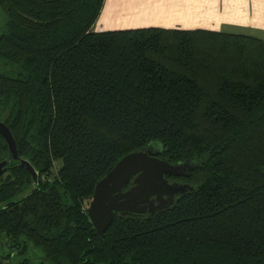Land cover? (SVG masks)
<instances>
[{
  "label": "trees",
  "instance_id": "1",
  "mask_svg": "<svg viewBox=\"0 0 264 264\" xmlns=\"http://www.w3.org/2000/svg\"><path fill=\"white\" fill-rule=\"evenodd\" d=\"M103 2L0 0V121L38 171L0 135V264H264V40L94 31ZM136 150L191 189L100 235L84 202Z\"/></svg>",
  "mask_w": 264,
  "mask_h": 264
},
{
  "label": "water",
  "instance_id": "2",
  "mask_svg": "<svg viewBox=\"0 0 264 264\" xmlns=\"http://www.w3.org/2000/svg\"><path fill=\"white\" fill-rule=\"evenodd\" d=\"M0 135L11 157L37 183L38 171L29 160L17 154L14 137L3 121H0ZM4 164L5 161L0 162V175ZM182 169L183 165L169 163L150 150H136L123 155L97 181L89 199L86 213L94 229L103 235L111 225L114 213L122 216L154 213L172 205L176 196L184 194L191 187L186 183L169 182L165 176L183 175Z\"/></svg>",
  "mask_w": 264,
  "mask_h": 264
},
{
  "label": "crops",
  "instance_id": "3",
  "mask_svg": "<svg viewBox=\"0 0 264 264\" xmlns=\"http://www.w3.org/2000/svg\"><path fill=\"white\" fill-rule=\"evenodd\" d=\"M148 26L220 30L264 40V0H104L92 30Z\"/></svg>",
  "mask_w": 264,
  "mask_h": 264
},
{
  "label": "flooded vegetation",
  "instance_id": "4",
  "mask_svg": "<svg viewBox=\"0 0 264 264\" xmlns=\"http://www.w3.org/2000/svg\"><path fill=\"white\" fill-rule=\"evenodd\" d=\"M10 154V153H9ZM11 156V155H10ZM12 158V157H11ZM13 159V158H12ZM17 161V160H16ZM2 162V161H1ZM19 164V163H18ZM5 165H6V161H5V164H4V166H3V172L1 173V175H3V177L5 176V174H6V167H5ZM0 175V176H1ZM174 181V180H173ZM173 181H169V182H173ZM177 182V181H176ZM178 196H176L175 198H177ZM8 204H10V203H7L5 206H7Z\"/></svg>",
  "mask_w": 264,
  "mask_h": 264
},
{
  "label": "rangeland",
  "instance_id": "5",
  "mask_svg": "<svg viewBox=\"0 0 264 264\" xmlns=\"http://www.w3.org/2000/svg\"><path fill=\"white\" fill-rule=\"evenodd\" d=\"M1 23V22H0ZM58 165V163H56L55 164V167ZM55 170V168H53V171ZM183 171H185L186 170V168L185 169H182ZM179 183H182V182H179ZM88 204H89V200H86L85 202H84V208L86 209L87 207H88Z\"/></svg>",
  "mask_w": 264,
  "mask_h": 264
}]
</instances>
